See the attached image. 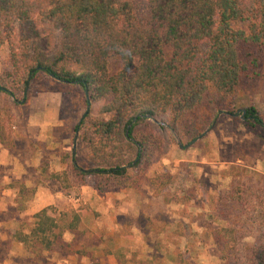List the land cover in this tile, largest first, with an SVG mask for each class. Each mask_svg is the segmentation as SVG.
I'll use <instances>...</instances> for the list:
<instances>
[{
	"label": "trees",
	"instance_id": "obj_1",
	"mask_svg": "<svg viewBox=\"0 0 264 264\" xmlns=\"http://www.w3.org/2000/svg\"><path fill=\"white\" fill-rule=\"evenodd\" d=\"M138 7L132 0H0V47L7 45L12 68L8 78L0 79V95L17 106L16 94L23 95L43 74L79 87L86 104L85 93L89 104L100 103L101 120L89 119L87 112L74 129L83 130L79 142L96 164L83 167L76 153L63 157L71 170L50 174L63 190H136L145 180L155 188L154 196H161L173 179L166 173L146 178L159 140L149 119H161L179 137L192 140L242 87L264 80L259 71L264 0H144V10ZM110 56L122 66L115 74L108 71ZM244 119L264 140L261 114L248 107ZM13 120L4 108L3 144L9 143ZM137 126L146 131L134 133ZM228 176L224 192L200 197L221 223L211 231L219 260L264 264V174L242 165L231 167ZM188 192L192 198L193 191ZM61 221L54 207L44 208L14 238L27 250L60 249L62 232L75 231L79 215L73 213L64 227Z\"/></svg>",
	"mask_w": 264,
	"mask_h": 264
},
{
	"label": "crops",
	"instance_id": "obj_2",
	"mask_svg": "<svg viewBox=\"0 0 264 264\" xmlns=\"http://www.w3.org/2000/svg\"><path fill=\"white\" fill-rule=\"evenodd\" d=\"M34 100L40 102L23 107L25 119L13 120L9 143L0 142V264H155V257L171 255L163 249L172 240L199 250L205 239L218 261L211 236L218 226L194 190L192 198L165 202L145 184L98 193L86 186L63 190L50 179V174L68 170L62 159L69 154L70 126L62 104L38 96ZM47 207L61 218L67 211L78 213L79 224L75 231L62 232L60 249L27 250L14 233ZM158 220L160 228L154 226Z\"/></svg>",
	"mask_w": 264,
	"mask_h": 264
},
{
	"label": "rangeland",
	"instance_id": "obj_3",
	"mask_svg": "<svg viewBox=\"0 0 264 264\" xmlns=\"http://www.w3.org/2000/svg\"><path fill=\"white\" fill-rule=\"evenodd\" d=\"M132 1L139 6V12L144 10V0ZM8 55V47L4 44L0 47V79L8 78L7 74L12 72ZM121 68L122 66L116 57L110 56L108 58V71L110 74L117 73ZM259 71L264 73V58ZM43 92L53 93L43 96L41 95ZM35 96L40 97V99L47 100L49 98L55 100L56 103L64 106V114L62 116L70 126L68 155L76 153V160L81 165H84L83 167L94 166L96 163L90 157L91 154H85L79 142L78 137L82 136L83 130L75 132L74 129L87 112H89V119L101 120L97 115L100 103L89 104L87 110L84 94L79 87L53 82L45 75L38 74L30 82L28 89L23 95L20 93L16 94L17 106H13L12 98L0 95V118L4 108H7L9 116L13 119H16L17 116L25 119L26 117L24 116L27 112L24 111L23 107L32 102H40L39 100H34ZM228 105V107H221L219 111L213 113L212 117H210V125L206 126L194 138H198V140L185 149H182L181 146L188 145L194 139L188 140L179 137L161 119H154L155 122L149 119L150 128L154 133H157L156 136L159 140L154 144L150 163L145 171L146 178H154L164 173L172 176V184L166 186L162 194L165 199L173 201L185 199L183 198V191L188 189L194 190L199 199L202 193L217 197L229 187L231 179L228 173H230V168L233 166L243 165L247 171L264 174V140L257 138L244 125L245 121L240 118L241 110L253 107L264 119V80L262 78L256 79L252 84L242 87L235 96L229 99ZM74 110L76 113L73 112ZM230 113L236 116H232ZM158 126L163 129H158ZM144 131H146L145 127L137 126L134 133ZM88 137L91 138L90 136ZM67 167L68 171H70L69 164H67ZM143 184L152 187L145 180L141 182L139 187ZM261 185L264 187V181L261 182ZM188 197H190V194ZM208 211L210 219L218 227L221 226V223L217 222L212 216L209 207ZM72 214L67 211L65 217L62 218L61 227L69 223ZM159 223L160 220L155 221L154 226L160 228ZM171 242L170 246L164 247L163 254L170 251L172 256H157L153 259L155 264H178L176 260L180 259L189 264H221L218 250L216 249L218 261L215 262L214 253L210 252L205 246V243L207 244L208 242L206 239L201 241L202 245L199 246V250L188 248V246L182 248L181 241H178V246L173 244L176 242L175 240ZM246 242L252 243V239L247 238Z\"/></svg>",
	"mask_w": 264,
	"mask_h": 264
},
{
	"label": "water",
	"instance_id": "obj_4",
	"mask_svg": "<svg viewBox=\"0 0 264 264\" xmlns=\"http://www.w3.org/2000/svg\"><path fill=\"white\" fill-rule=\"evenodd\" d=\"M85 98H86V100H87V108H86V109L88 110L89 102H88V97H87V94H86V93H85ZM240 112H241V115H240L241 120H245V119H244L245 109H244V110H241ZM238 113H239V112H238ZM238 113H237V114H238ZM232 116H236V115H232ZM151 120L155 122L154 119L151 118ZM156 123H157V122H156ZM196 140H198V138L192 140V141H191L188 145H186V146H181V148H182V149H185V148L189 147V146H190L191 144H193Z\"/></svg>",
	"mask_w": 264,
	"mask_h": 264
}]
</instances>
